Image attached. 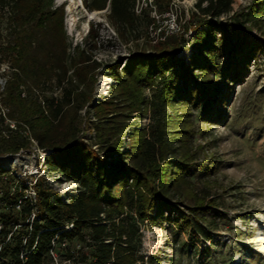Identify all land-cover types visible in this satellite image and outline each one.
<instances>
[{
	"label": "trees",
	"instance_id": "1",
	"mask_svg": "<svg viewBox=\"0 0 264 264\" xmlns=\"http://www.w3.org/2000/svg\"><path fill=\"white\" fill-rule=\"evenodd\" d=\"M138 1L83 0L88 11L109 7L107 18L126 42L139 38L143 16L155 22L153 8L164 15L174 4L145 0L137 13ZM234 2L197 0L183 32L162 31L121 68L108 65L116 82L93 103L101 22L92 23L84 45L72 46L64 4L0 0V158L36 144L50 150V172L79 185L63 198L39 177L33 197L0 161V264H55L54 254L75 264H139L146 222H172L192 241L211 238L201 220L220 203L198 187L205 169L193 126L225 120L233 85L264 55V37L250 32L263 19L264 0L242 12ZM187 48L188 58L180 53ZM178 104L188 111L174 125L169 109ZM146 115L145 126L130 122Z\"/></svg>",
	"mask_w": 264,
	"mask_h": 264
},
{
	"label": "rangeland",
	"instance_id": "2",
	"mask_svg": "<svg viewBox=\"0 0 264 264\" xmlns=\"http://www.w3.org/2000/svg\"><path fill=\"white\" fill-rule=\"evenodd\" d=\"M196 1L174 0L172 8L164 15L153 8L149 13L155 17V22L147 25L148 20L143 16L136 30L139 38L131 34L126 42L107 18L109 7L88 11L83 0H55L57 6L65 5L64 24L72 46L84 45L92 23L95 27L102 24L98 26L100 48L94 54L102 66L96 76L93 103L109 96L116 82L108 65L121 68L131 52L149 49L152 43L163 38L162 31L165 34L183 32L185 24L191 20ZM258 1L235 0L234 10L248 11ZM143 4L145 0L137 2V13ZM225 19L226 15L221 17V21ZM258 25L251 27L250 32L264 37V15ZM244 27L248 28L249 24ZM194 32L195 28H191L185 36L189 39ZM191 52V48L180 51L186 53L187 58ZM5 82V77L0 76V92ZM150 93L146 91V95ZM187 111L182 104L170 108L172 124L186 117ZM189 111L192 115L196 113ZM225 114V120L213 126L200 120L193 126L194 145L203 147L198 149V160L205 169L196 180L198 187L210 192L220 203L201 220L204 225L211 226V238L192 241L188 232L172 222H146L141 229L144 262L139 264H264V55L256 63L252 62L244 80L233 85ZM149 120V115L144 118L133 116L130 122L136 121L142 127ZM86 137H94V131H88ZM49 152L35 144L30 151L4 155L0 161L4 168L29 186V195L34 197L35 180L44 177L54 191L66 198L77 192L79 185L73 180H65L60 172H50L45 159ZM208 166L212 170H207ZM54 256L57 257L55 264H75L57 254Z\"/></svg>",
	"mask_w": 264,
	"mask_h": 264
},
{
	"label": "bare ground",
	"instance_id": "3",
	"mask_svg": "<svg viewBox=\"0 0 264 264\" xmlns=\"http://www.w3.org/2000/svg\"><path fill=\"white\" fill-rule=\"evenodd\" d=\"M94 14H96V13H94Z\"/></svg>",
	"mask_w": 264,
	"mask_h": 264
}]
</instances>
